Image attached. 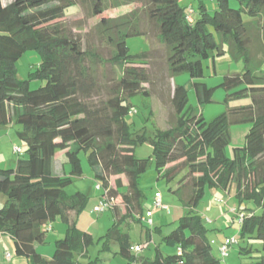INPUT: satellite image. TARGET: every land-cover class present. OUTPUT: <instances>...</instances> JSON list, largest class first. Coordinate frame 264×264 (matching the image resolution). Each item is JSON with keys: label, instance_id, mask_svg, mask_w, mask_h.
Returning a JSON list of instances; mask_svg holds the SVG:
<instances>
[{"label": "trees", "instance_id": "1", "mask_svg": "<svg viewBox=\"0 0 264 264\" xmlns=\"http://www.w3.org/2000/svg\"><path fill=\"white\" fill-rule=\"evenodd\" d=\"M215 1L217 10L212 14L201 2L189 23L187 10L178 0H115L114 7L141 4L140 11L115 18L104 16V0H92L93 16L100 18L99 26L114 50L112 63L120 69L116 83L101 97L98 93L103 87L91 65L100 60L62 26L66 11L75 7L73 0H0V126L18 125L17 136L25 144L23 151L15 153H24L25 158H18L12 168H0V237H10L14 256L27 264H100L88 258L93 237L77 230L70 217L86 206L88 196L65 193L72 179L82 174L79 156L83 153L101 191L100 199L109 201L107 210L115 218L101 238L103 249L115 243L127 264H223L212 254L213 243L196 207L206 187L227 192L233 186L236 215L243 216L238 221L239 235L260 243L262 254L255 264H264V73L257 71L264 64V39L251 33L258 26L264 38V0H238L237 9L229 7V0ZM209 27L219 35L220 44ZM151 30L167 49L171 77L188 74L193 80L200 79L203 62L227 52L235 60H244L245 70L224 77L219 87L226 93V104L242 99L249 103L207 123L202 114L189 109L187 88L175 86L170 100L175 127L150 132L136 128L138 124L127 116L138 114L130 104L132 98L149 97L143 88L149 83V74L138 67L147 65L149 56L131 55L126 39L148 37ZM28 51L37 52L41 62L28 79L20 80L16 64ZM32 79L44 85L31 90ZM192 85L200 105L211 103L214 88L204 83ZM242 123L251 125L245 144L233 148V158H228L230 124ZM145 143L152 146L156 171L167 182L183 173L174 194L188 210L177 227L161 237L175 253L164 256L157 249L153 260L133 254L128 235L119 233L120 225L128 220L144 224L139 178L149 168L150 159L136 158L134 150ZM59 152L70 167L68 175L53 172ZM120 176L126 178L125 185ZM113 177L117 179L111 185ZM118 197L123 211L114 204ZM59 219L67 225L65 235L55 241L47 259L36 246L47 243L46 233ZM154 231L160 233L159 228ZM234 238L237 243L232 246L250 256L252 249Z\"/></svg>", "mask_w": 264, "mask_h": 264}, {"label": "rangeland", "instance_id": "2", "mask_svg": "<svg viewBox=\"0 0 264 264\" xmlns=\"http://www.w3.org/2000/svg\"><path fill=\"white\" fill-rule=\"evenodd\" d=\"M73 1L75 2V7L66 11L62 26L67 33L80 41L84 50H87L100 60L99 62L94 60L91 65L97 82L103 87L98 93V96L102 97L109 86L114 85L118 80L120 69L112 63L114 50L99 26L100 18L93 16L92 0ZM201 2L210 14L217 10L215 0H178L179 5L185 11H189V9L198 10ZM114 3L115 0H104L105 17L115 18L132 10H141V4L139 3L119 7H114ZM229 7L233 9L239 8L238 0H229ZM243 18L245 21L247 20L245 16ZM208 30L214 35L216 42L220 44L219 35L213 31L212 27H209ZM251 33L253 36H258L259 39H264L263 33L258 30V26L253 27ZM126 45L130 54L135 57H141L144 54L149 56L147 65H138V67H143L149 74V83L143 85L149 97L136 96L132 98L130 104L138 114L127 116V120L138 124L136 125L138 129L145 127L150 132L153 129L165 131L175 127L176 116L170 102L173 87L175 86L183 85L187 88L189 109L195 114H202L207 123L212 122L216 117L226 113L231 108L244 106L249 103V99L232 101L228 104L224 102L226 93L219 87L222 79L226 76L241 74L245 70L244 60H235L229 52L223 57L209 58L204 61L203 77L193 80L188 74L171 77L166 62L167 49L155 32H150L148 37L143 35L128 37ZM223 45L224 50L227 51V43L224 42ZM254 49L253 47L252 51ZM258 60L259 57L256 58V62ZM40 62L41 56L37 52H26L16 64L17 78L20 80L28 79L29 73ZM257 71L264 73V64L259 65ZM193 82L204 83L208 87L214 88L211 103L206 105L198 103L196 92L192 85ZM42 85H44V82L37 79H32L29 82L31 90L38 89ZM141 122H144V124ZM250 127L251 125L248 123L230 124V142L225 150L228 158H233V148L244 146L245 137ZM20 130L21 128L13 122L0 126V168H12L18 158H25L24 153L15 154L13 152L14 146L20 147L22 151L24 150L25 144L17 136ZM59 155L60 152L58 153V161L54 165L53 172L57 175H68L70 167L64 163L61 166L60 159L62 155ZM134 155L139 159H150L149 168L139 178V188L144 195L142 199V207L144 209L142 218H145L147 210H153L152 220L154 223L153 227H148L145 224L128 220L120 225L119 233L128 235L131 246L139 245L142 247L140 252L133 253L135 255L153 260L157 249L164 256L174 254L175 248L166 246L162 242L161 237L175 229L179 219L188 214V210L182 205L179 197L174 194L183 173H180L173 181L167 182L164 176L156 171L152 156V146L149 143L138 144L134 150ZM79 157L81 159L82 174L80 177L72 179V183L65 188V193L73 195L76 192H81L88 196L86 206L73 218L77 230L89 233L93 237V243L88 247V258L90 260H98L100 264H127V261L118 254V247L115 243H110L108 250L103 249V239L101 238L104 237L107 229L112 227L115 222L114 214L107 209L99 214L93 212V208L100 202L101 191L95 184L94 175L86 156L81 153ZM64 161H66L65 158H63ZM119 178L123 185L127 183L124 176ZM115 179L117 177L111 178V185H114ZM232 188L234 191L229 196L225 190L206 187L196 211L203 218L208 229L207 237L213 243L212 254L216 258H219L223 264H255V258L262 254L260 252L261 245L253 238L246 237L244 240L241 239L239 235L240 226L236 215L238 203L235 198V186ZM156 196L161 197L162 205L167 207L168 211H162L161 208H153L152 203ZM2 199V196H0V206H2ZM114 204L119 211H123L124 207L120 197L114 201ZM256 211L259 213L258 208ZM73 215L71 214L70 217L72 218ZM52 227L53 231L46 233L47 243L36 246L38 252L47 259L53 254L55 241L64 238L67 225L59 219L52 223ZM58 227H62V231H64L62 235L56 234ZM155 228H159L160 233L155 232ZM253 236L251 235V237ZM232 237H236L242 247L252 249L250 256L241 255L237 246L229 248L226 257L220 256V246ZM0 249H7L1 238ZM5 251H8V249ZM9 251L11 252V258H15L12 245H10Z\"/></svg>", "mask_w": 264, "mask_h": 264}, {"label": "built area", "instance_id": "3", "mask_svg": "<svg viewBox=\"0 0 264 264\" xmlns=\"http://www.w3.org/2000/svg\"><path fill=\"white\" fill-rule=\"evenodd\" d=\"M193 14H194V11L192 9H189V11H187L186 19L189 23L192 22ZM13 151H14V153H20L21 149L18 147H14ZM97 188H98V186H97ZM109 205H110V203L106 198H101L99 204L93 208V212L97 213V214L102 213L108 208ZM152 206L154 209L161 208L162 211H168V208L164 207L162 205V201H161L160 196H156L154 198ZM152 217H153V210H147L146 214H145V218H142V222L145 225H147L148 227H152L153 223H154V221L152 220ZM242 218H243L242 214L239 215L238 221L241 222ZM236 243H237V240L234 237L228 239V241L225 244H222L219 248L220 256L226 257L229 248H231V246L235 245ZM141 250H142V248L139 245H135V246L130 247V251L133 253H138ZM5 259L7 261L10 260V255L8 253L5 255Z\"/></svg>", "mask_w": 264, "mask_h": 264}, {"label": "crops", "instance_id": "4", "mask_svg": "<svg viewBox=\"0 0 264 264\" xmlns=\"http://www.w3.org/2000/svg\"><path fill=\"white\" fill-rule=\"evenodd\" d=\"M14 147H16V146H14ZM63 158H65V157L62 155V158L60 159L61 166L63 165V163L67 164V163H65L66 161L63 162ZM57 161H58V159L56 158L54 160V163H53V168H54V165L56 164ZM233 191L234 190L231 187V189L229 191H227V194L230 196V195H232ZM1 203H2V201H1ZM153 214H154V212H153ZM73 218H74V215H73L72 219ZM52 231H53V227L51 226V231L50 232H52ZM58 233H59V235H62V233H64V231H62V227H58V230H57L56 234H58ZM0 238H1L2 242L4 243L5 247H7V249H8V251H5L7 249H5V250L4 249H0V264H27V261L24 258L16 257V256H15V258H11L10 261H7L5 259V255H6V253H10L11 254V252L9 251V247H10V245H12V247H13L12 240L10 239V237L8 235H1Z\"/></svg>", "mask_w": 264, "mask_h": 264}]
</instances>
